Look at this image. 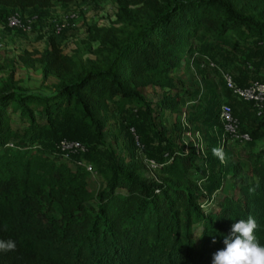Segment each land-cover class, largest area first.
<instances>
[{
  "label": "trees",
  "instance_id": "obj_1",
  "mask_svg": "<svg viewBox=\"0 0 264 264\" xmlns=\"http://www.w3.org/2000/svg\"><path fill=\"white\" fill-rule=\"evenodd\" d=\"M74 2L0 0V6L6 8V19L15 10L42 11ZM242 30L246 41L251 39L247 51L264 53V0H118L111 25L89 27L86 39L96 43L92 56L79 59L65 52L55 35L42 51L19 54L26 65L40 64L43 81L51 80L53 90L42 96L31 93L13 71L0 82V240L16 244L15 250L0 251V264H212L213 254L226 247L224 236L233 224L249 215L258 224L254 235L264 245V142L258 145L264 140V115L233 94L225 74L240 86L264 78L239 81L208 56L212 47ZM205 59L224 80L227 100L222 103L212 96L206 103L193 100L194 92L175 76L184 65L199 66ZM147 87L163 90L156 104L144 94ZM224 103L231 105L239 130L252 136L245 147L248 166L233 161L229 137L223 138ZM201 104L206 111L195 109ZM112 107L120 111L133 154L116 155L108 184L95 196L92 173L65 160L56 143L74 139L89 148L87 131L103 132ZM156 107L161 113L176 112L173 127L152 122L138 127L143 109L155 115ZM37 110L45 114V125L37 120ZM13 113L28 120L29 127L15 126ZM187 116L219 132L225 161L232 167V187L213 205L203 185L205 160L195 144L182 142L189 130L183 125ZM52 130L58 137L47 142ZM140 153L161 164L157 178L143 174L148 167ZM236 184L237 196L231 193ZM250 186L256 187L255 194L249 193Z\"/></svg>",
  "mask_w": 264,
  "mask_h": 264
},
{
  "label": "rangeland",
  "instance_id": "obj_2",
  "mask_svg": "<svg viewBox=\"0 0 264 264\" xmlns=\"http://www.w3.org/2000/svg\"><path fill=\"white\" fill-rule=\"evenodd\" d=\"M42 11L36 9L33 13L35 16L39 15L41 18H45L44 21L42 20L39 23L38 27H35V34H22L5 29L0 30V39L4 46L0 50V82L9 72L13 71L16 77L21 78L25 89L40 96L53 90L52 81L48 80L44 82L40 64L35 63L34 67L26 65L19 60V54L26 50L42 51L46 47L50 36H54L55 34L53 24L48 20L57 18V20L63 21L66 19L64 22H69L65 30L55 34L57 41L61 43L64 51L73 54L79 59L92 56V50L95 48L96 43L89 42L86 39L89 27L93 24L111 25L117 18L118 0H75L70 5L57 4L53 11H45L46 13ZM72 14H74L73 17H71ZM247 38V33L242 30L230 40L212 47L213 51H210L208 54L211 60L220 68H226L233 75H237L239 81L247 78L248 80H252V78H264V53L257 51L258 54L254 55L252 51L248 52V42L251 39L246 41ZM248 63L251 64V67L247 66ZM175 76L181 78L186 83L188 90L194 92L193 100H198L197 102L199 103L201 99L203 100L201 102L206 103V100L210 96L214 98L217 104L227 100V91L221 73L210 67L208 59H205L204 63L199 66L196 63L189 66L184 65L176 71ZM143 92L153 104H156L163 97V90L160 89L147 87L143 88ZM195 95H198L197 99ZM157 108L153 109L155 115H148L146 110L143 109L142 113L138 115L141 116L137 119V121L139 120L137 126L140 127V122L145 126H149L152 122L158 128H161L162 125L172 128L177 119L176 112L164 110L161 113L157 111ZM207 108L203 104L195 106V109L199 111H206ZM212 108H210V111H212ZM239 108V105L235 106V109ZM119 112L117 107H112V119L107 128L101 133L95 128L89 129L87 131L88 135H85L90 137L91 140L88 144L90 149L87 150L85 156L99 172L96 176L90 177V188L93 190L95 196L100 188L108 184L111 172L116 165V155L126 154L128 156L133 154L132 143L128 137L126 125L118 115ZM35 113L39 123L45 125V114L41 110H37ZM11 116L13 124L18 128L25 129L29 127V121L22 119L18 113H13ZM183 125L187 126L189 130L184 134L182 142L187 147L192 143L195 144L199 150V155L205 160L207 180L203 185L208 187L206 199L211 198L210 201H213L211 205L216 204L222 199L223 193L231 189L235 180L230 173L232 169L230 164L226 161L222 163L212 153L214 147H222L220 144L222 137H219V132L214 128L199 121H192L188 116L184 120ZM45 134L47 135V133ZM146 134L149 133L147 132ZM47 136V142L49 140L54 141L58 137L53 130L52 134L50 133ZM263 142L264 140L258 141V145H262ZM143 143L141 142V145ZM178 144L182 145L181 142H178ZM246 145L247 143H241L231 138L228 139L227 143V147H231L233 150V161H240L248 166L250 158L246 155ZM157 173L158 171H154L153 173L148 168L143 171L145 176L153 178H157ZM240 175L246 177L247 172L242 171ZM209 181L212 182L209 183ZM231 193L236 196L240 193L238 184H236Z\"/></svg>",
  "mask_w": 264,
  "mask_h": 264
},
{
  "label": "built area",
  "instance_id": "obj_3",
  "mask_svg": "<svg viewBox=\"0 0 264 264\" xmlns=\"http://www.w3.org/2000/svg\"><path fill=\"white\" fill-rule=\"evenodd\" d=\"M73 16L74 14L71 15V17ZM37 21H39L38 16L20 10H15L7 16L2 27L3 29L10 30L11 32L32 34L34 33L35 27H37ZM48 21L53 24L55 34L61 33L69 24V22H64L66 21V19L60 21L57 20V18H52ZM3 47V42L0 39V50ZM225 77L227 79L228 86L232 89L234 95H236L239 99L252 102L258 113L260 115H264V81L255 80L247 86H240L233 80V77L230 74H225ZM220 111L221 120L223 121L225 126V135L223 136V138L229 137L232 140H237L241 143L250 142L252 140V136L249 133L241 132L239 130L238 118L233 115V109L230 104H222ZM131 132L133 133L134 138L139 145L140 142L138 134L134 127H131ZM10 145H13V143H10ZM56 145L57 149L59 150V154L65 160L70 161L71 159H73V165L75 164L76 166H84L89 172L92 173L93 176H96L97 171L95 170L93 164L85 157V154L89 149L85 144H83L79 140L64 138L58 141ZM140 158L148 167L149 171L153 173L161 167V164H159L153 158H148L146 155H141V153Z\"/></svg>",
  "mask_w": 264,
  "mask_h": 264
},
{
  "label": "clouds",
  "instance_id": "obj_4",
  "mask_svg": "<svg viewBox=\"0 0 264 264\" xmlns=\"http://www.w3.org/2000/svg\"><path fill=\"white\" fill-rule=\"evenodd\" d=\"M214 156L225 161V153L223 148L212 149ZM250 194H255L256 187L248 188ZM258 228V224L254 217L249 215L247 219H240L234 223L231 234L224 236V249L218 250L213 254L212 264H264V245H261L254 230ZM216 238L213 237V243ZM15 241L9 239L7 241L0 240V251L15 250Z\"/></svg>",
  "mask_w": 264,
  "mask_h": 264
},
{
  "label": "crops",
  "instance_id": "obj_5",
  "mask_svg": "<svg viewBox=\"0 0 264 264\" xmlns=\"http://www.w3.org/2000/svg\"><path fill=\"white\" fill-rule=\"evenodd\" d=\"M55 9V6L52 7V8H49V9H45V11H53ZM36 11L35 8H28L27 10H25V12L27 13H31L33 14L34 12ZM45 11H42V12H45ZM45 12V13H46ZM7 12H6V8H3L0 6V30L3 29V24H4V20H5V16H6ZM38 17H40L39 15H36ZM45 19V18H44ZM43 20V18L40 17L39 21H37V27L39 26V23ZM37 34V33H36Z\"/></svg>",
  "mask_w": 264,
  "mask_h": 264
}]
</instances>
